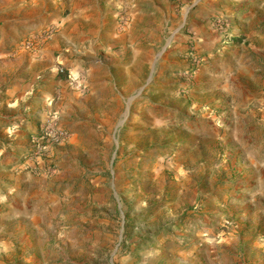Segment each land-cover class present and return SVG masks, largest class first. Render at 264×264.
<instances>
[{
	"label": "rangeland",
	"instance_id": "374dc122",
	"mask_svg": "<svg viewBox=\"0 0 264 264\" xmlns=\"http://www.w3.org/2000/svg\"><path fill=\"white\" fill-rule=\"evenodd\" d=\"M76 2L0 0V264H264V0Z\"/></svg>",
	"mask_w": 264,
	"mask_h": 264
},
{
	"label": "crops",
	"instance_id": "0c3cea01",
	"mask_svg": "<svg viewBox=\"0 0 264 264\" xmlns=\"http://www.w3.org/2000/svg\"><path fill=\"white\" fill-rule=\"evenodd\" d=\"M137 0H104L103 5L105 6L104 10H101V6L99 5V3H96L97 0H77L76 5L73 6V8H71L70 12L68 13V15L64 16L61 19V24H62V28L61 30L56 34V38L58 37H62L63 34L65 32H73V33H81V34H90V33H95L96 35L100 36V40L103 41V38L105 37L106 39H111L113 40V42H117L118 39L117 38H112V32L109 31V34H105L102 33V27H105L107 22H111L112 16L114 17V21L116 22V31H118V33L120 32L118 30V27H120V20L119 18L122 19L121 23H128V17L122 16L123 12H125L128 15V10L129 8H131V5L128 4V2H131V4L133 6H135V2ZM142 1V0H141ZM138 2H140V0H138ZM113 10H116L115 14H113L112 16L105 14L108 12H113ZM105 14V15H104ZM104 15V16H103ZM103 16V17H102ZM124 18H126V20H124ZM119 23V24H117ZM94 24H98L99 28H92L91 26H93ZM119 25V26H118ZM79 26H81L82 28L80 29ZM118 26V27H117ZM125 29V28H124ZM114 32V31H113ZM240 35H243V32L239 33ZM239 37V36H237ZM100 46H98V48H103L105 49L104 46H102L101 44H99ZM94 47H86V50L88 49H93ZM44 49L46 50V52H44L45 54H51L54 53L56 46L54 43V39H52L50 42L46 43ZM138 54V53H136ZM101 59H99V61H93L91 63V70H96L100 73L103 74V79L100 82H96L93 80V78H91V72H88V76H86V79H84L85 84H84V88L86 90H88V93H86V97H90L93 95L95 87H97L98 84L101 85L102 88V95L105 98H112L114 96V94L112 92L109 91L110 89H118V86L116 85V82H111L110 79H107V72L105 71L104 67H103V61H100ZM122 58L120 59V64L118 65V68L116 70L117 74H120L121 76H125L126 79H128V82L130 83L128 85L129 87H134V78L129 77L128 74L131 73L132 71V67L135 63V60H130L127 61V63L122 64L121 63ZM86 64V63H85ZM67 69H72V68H68ZM75 71H78L77 69H72ZM79 72H84L81 69L79 70ZM73 73V72H72ZM119 75V76H120ZM112 79V78H111ZM114 79V78H113ZM72 81V80H71ZM83 81V83H84ZM73 84V82H72ZM123 88V87H122ZM77 88H71L68 90L67 94L70 96V98H74V97H79L82 94L81 91H78ZM124 89H126V85H124ZM91 91V92H90ZM90 92V93H89ZM72 101V100H71Z\"/></svg>",
	"mask_w": 264,
	"mask_h": 264
},
{
	"label": "built area",
	"instance_id": "2783aa9c",
	"mask_svg": "<svg viewBox=\"0 0 264 264\" xmlns=\"http://www.w3.org/2000/svg\"><path fill=\"white\" fill-rule=\"evenodd\" d=\"M63 72L64 70L61 69ZM69 77L71 78L72 82L76 84L77 88H80L83 86V80L80 78V76H75L73 73H69ZM47 128L44 129V135L43 137H46L49 141L52 142H61L67 137V132L63 129H51L52 127L51 122L48 123L46 126Z\"/></svg>",
	"mask_w": 264,
	"mask_h": 264
}]
</instances>
